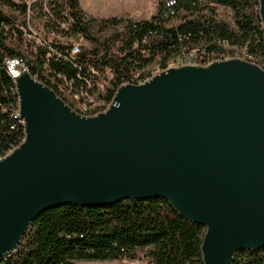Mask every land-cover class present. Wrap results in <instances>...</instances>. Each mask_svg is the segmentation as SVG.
<instances>
[{
	"label": "water",
	"instance_id": "1",
	"mask_svg": "<svg viewBox=\"0 0 264 264\" xmlns=\"http://www.w3.org/2000/svg\"><path fill=\"white\" fill-rule=\"evenodd\" d=\"M264 29V0H257ZM24 139L0 159V259L43 212L159 198L204 228L202 264L264 249V70L240 59L119 86L94 116L26 72Z\"/></svg>",
	"mask_w": 264,
	"mask_h": 264
},
{
	"label": "trees",
	"instance_id": "2",
	"mask_svg": "<svg viewBox=\"0 0 264 264\" xmlns=\"http://www.w3.org/2000/svg\"><path fill=\"white\" fill-rule=\"evenodd\" d=\"M31 1L0 0V6L24 16L32 12L33 19L49 33L61 39H76L79 35L90 47L79 45L78 52L71 55L70 44L53 41L40 45L26 39V46L21 48L24 33L31 32L25 23L16 25L10 15L0 10V154L22 138L21 129H9L10 116L4 110L14 88L5 71L7 57L30 58L31 75L39 73L41 82L63 101L56 87L65 82L84 88L86 80L94 90L110 73L111 84L105 97L109 101L114 89L151 64L156 62L164 70L170 62L180 63L190 50H221L218 43L223 41L246 47L264 61V29L255 0H158L155 16L144 21L87 17L79 0ZM212 4L228 8L233 25L219 19ZM60 23L66 28H60ZM7 30L13 33L14 43L5 35ZM106 31L111 32L101 39L97 37ZM48 53L50 59H46ZM43 74L53 76L54 83L50 84ZM203 235V227L184 219L159 198L124 200L102 208L68 205L40 214L17 250L1 258L0 264L140 259H150L152 264H202ZM232 264H264V249L240 253Z\"/></svg>",
	"mask_w": 264,
	"mask_h": 264
},
{
	"label": "built area",
	"instance_id": "3",
	"mask_svg": "<svg viewBox=\"0 0 264 264\" xmlns=\"http://www.w3.org/2000/svg\"><path fill=\"white\" fill-rule=\"evenodd\" d=\"M255 1L257 4V0ZM31 2H28L29 6ZM256 9L258 11V4L256 6ZM59 26L60 28H66V25L63 23H60ZM24 37H25V40H23L22 42L23 47L26 46V43H27L26 39H31L28 33H24ZM82 40L83 39H80L79 35L76 37V39H63L65 44L71 45V49H70L71 55L78 52V46L80 45L78 43ZM38 44L47 45V43L45 42L43 43L38 42ZM218 45L221 47V50L212 51L209 53L204 52V51L190 50L181 57L180 63L170 62L167 68L183 66V65L206 66L216 61H224V60H229V59H240V60H245V61L254 63L264 70V61L261 60L259 57L255 56L254 54L250 53L246 47L231 46L225 41L218 43ZM47 47L51 51L50 53L53 54L54 51L51 49V47L49 46ZM50 53L46 55V59H50L52 57ZM4 66H5L6 74L11 80H13L14 77H16L20 72H23V71H26L31 75L30 72L32 71L33 62L28 57H12V58L7 57L4 59ZM160 71L162 70L159 69L158 72ZM155 74H150V75L144 74L139 78L134 76L135 74H133L129 80L122 83L121 85L142 84L145 81L149 80ZM31 76L34 80L38 82H41L42 80L41 75L39 73H34ZM44 76L50 81V84L54 83L53 76L51 77H48L47 75H44ZM111 79H112V75L110 73H107L105 78L101 81L98 87L94 90L91 88L89 82L86 80L84 81L86 83V87L84 88L73 86L72 81L65 82L63 85L62 84L58 85L56 88L58 92L60 93L61 97L64 99V102L66 101L65 102L66 104L68 105L72 104L76 106V108H72L73 110H75L76 112L84 116H94L100 112H104L112 103V98H113V95L115 94L116 89L112 91V96L109 101L105 99L108 93V89L111 84ZM10 95H11V100L9 101L7 106L4 108V110L7 111L10 116L9 129L10 130L21 129L22 138L16 144L11 145L8 148V150L1 153L0 159L7 156L13 149H15L19 144H21L24 139L23 120L21 119L19 115V103H18V97H17V91L15 88V85H14V88L10 90ZM9 255L10 254H8L7 256Z\"/></svg>",
	"mask_w": 264,
	"mask_h": 264
},
{
	"label": "rangeland",
	"instance_id": "4",
	"mask_svg": "<svg viewBox=\"0 0 264 264\" xmlns=\"http://www.w3.org/2000/svg\"><path fill=\"white\" fill-rule=\"evenodd\" d=\"M116 2H121L122 5H127V4H132L133 6H136L138 4V1H142V0H115ZM145 1V0H144ZM156 4V2H154V0H146L145 4H142V7L144 6V10L145 12H143L142 14L139 15H135L132 16H128L125 15L127 18H131L134 21H138L140 19H137L135 17H141V18H147L151 15V13L153 12V7ZM217 14V17L219 19H222L224 21H226L227 23H229L230 25H233V19H232V14L230 12V10L228 8L216 5V4H212L211 5ZM0 10L3 11L4 13L10 15L14 21L16 25H22L23 23H25L26 29L28 31L31 32L30 37L31 39H33L34 41L38 42H45V43H50L53 41H59L60 43H64L63 39H59L55 34H51L49 33L42 25V23H40L37 19H33V13L29 12L27 13L26 16L20 14L18 11H15L13 9L4 7V6H0ZM126 19V18H124ZM175 19H173L171 22L174 23ZM23 29V28H22ZM25 31V29H23ZM111 31H106L103 33H98L97 37L98 38H103L104 36H106L107 34H109ZM5 35H7V37L10 39V41L12 43H14V39H13V33H11L10 31H5ZM13 39V40H12ZM59 39V40H58ZM78 44L84 46V47H90V43L86 42L85 40L80 41ZM14 45V44H12ZM21 48H23V46H21ZM159 71V67L158 65L155 63L151 64L150 66L146 67L145 69L138 71L135 73L134 76L136 77H141L142 75L146 74V75H150V74H155ZM70 104V103H69ZM72 108H76L75 105H72ZM75 264H152V261L150 259H140V260H115V261H77L75 262Z\"/></svg>",
	"mask_w": 264,
	"mask_h": 264
},
{
	"label": "crops",
	"instance_id": "5",
	"mask_svg": "<svg viewBox=\"0 0 264 264\" xmlns=\"http://www.w3.org/2000/svg\"><path fill=\"white\" fill-rule=\"evenodd\" d=\"M146 0L138 1V4L136 6H133L132 4L122 5L121 2H116L115 0H79V4L81 7V10L87 17H93L97 19L101 18H127L125 15L128 16H134L142 14L145 12L144 6L142 7V4L144 5ZM156 4L153 7V12L151 15L147 18H141V17H135L137 19H140L138 21H144V20H150L153 16H155L157 11V4L158 0H154Z\"/></svg>",
	"mask_w": 264,
	"mask_h": 264
}]
</instances>
